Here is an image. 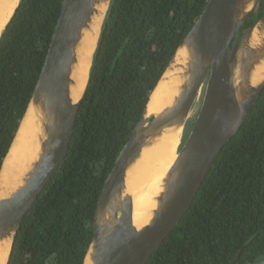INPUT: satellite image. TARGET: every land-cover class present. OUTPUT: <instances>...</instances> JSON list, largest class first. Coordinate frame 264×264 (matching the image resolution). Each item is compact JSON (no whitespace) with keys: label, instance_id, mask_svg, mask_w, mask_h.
Listing matches in <instances>:
<instances>
[{"label":"trees","instance_id":"obj_1","mask_svg":"<svg viewBox=\"0 0 264 264\" xmlns=\"http://www.w3.org/2000/svg\"><path fill=\"white\" fill-rule=\"evenodd\" d=\"M62 2L20 0L0 36V168L36 87ZM206 2L111 1L66 156L23 218L8 264H83L105 180ZM263 14L259 0L243 29ZM263 258L264 89L147 264H257Z\"/></svg>","mask_w":264,"mask_h":264},{"label":"water","instance_id":"obj_2","mask_svg":"<svg viewBox=\"0 0 264 264\" xmlns=\"http://www.w3.org/2000/svg\"><path fill=\"white\" fill-rule=\"evenodd\" d=\"M111 1L62 2L36 87L0 168L1 178L8 160L10 177L0 181V246L9 247L6 264L23 218L66 156ZM258 2L207 0L105 180L83 264H147L190 208L264 89V14L243 29ZM203 89L200 110L182 143ZM152 102L159 111H151ZM176 137L177 156L166 172L129 192L128 179L147 155ZM145 204L150 208L140 217L136 207Z\"/></svg>","mask_w":264,"mask_h":264},{"label":"bare ground","instance_id":"obj_3","mask_svg":"<svg viewBox=\"0 0 264 264\" xmlns=\"http://www.w3.org/2000/svg\"><path fill=\"white\" fill-rule=\"evenodd\" d=\"M19 0H0V34L5 26L6 22L10 18L14 9L18 5ZM81 89L84 87V82L80 85ZM159 107H155V104L151 103V111H159ZM180 139L174 138L172 141L166 142L163 145L156 147L146 157L144 163L135 171L128 179L127 189L129 192H134L147 183H153L157 181L168 169V167L176 159ZM9 162L7 160L5 164V171L2 174L0 181L3 184L9 179L10 174L8 172ZM150 208L149 204L137 206L136 210L139 211L140 217L143 212ZM139 223V220H136ZM9 247L0 246V264H6L8 259Z\"/></svg>","mask_w":264,"mask_h":264},{"label":"rangeland","instance_id":"obj_4","mask_svg":"<svg viewBox=\"0 0 264 264\" xmlns=\"http://www.w3.org/2000/svg\"><path fill=\"white\" fill-rule=\"evenodd\" d=\"M203 96H204V89H203L202 93L200 94L199 98L197 99V101H196V103H195V105H194V108H193V110H192L191 116H190V118H189V120H188V122H187V124H186V129H187L188 127H189V128L191 127V128L189 129V132H187V134H186V132L184 133V137H183L182 143L185 142V140L187 139V137H188V135H189L191 129L193 128L194 122H195V120H196V117H197V115H198V112H199V110H200V107H201V104H202V101H203ZM191 125H192V126H191ZM187 131H188V130H187ZM185 134H186V135H185Z\"/></svg>","mask_w":264,"mask_h":264}]
</instances>
